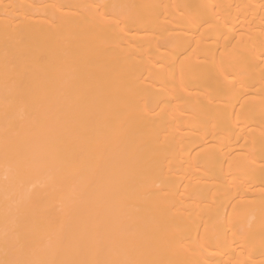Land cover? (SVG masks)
<instances>
[{
    "label": "bare ground",
    "instance_id": "6f19581e",
    "mask_svg": "<svg viewBox=\"0 0 264 264\" xmlns=\"http://www.w3.org/2000/svg\"><path fill=\"white\" fill-rule=\"evenodd\" d=\"M0 264H264V0H0Z\"/></svg>",
    "mask_w": 264,
    "mask_h": 264
}]
</instances>
